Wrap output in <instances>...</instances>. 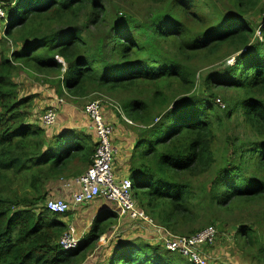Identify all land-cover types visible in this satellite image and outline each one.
Returning <instances> with one entry per match:
<instances>
[{
	"label": "trees",
	"instance_id": "trees-1",
	"mask_svg": "<svg viewBox=\"0 0 264 264\" xmlns=\"http://www.w3.org/2000/svg\"><path fill=\"white\" fill-rule=\"evenodd\" d=\"M120 1L144 13L115 0H0V264H82L118 218L105 210L78 247L60 245L72 209L47 207L52 186L85 173L98 142L92 129L53 132L45 110L36 119L22 73L63 101L119 98L133 124L113 108L118 124L136 138L129 177L154 223L176 236L231 227L238 264H264V0ZM110 255L195 264L142 237L116 240Z\"/></svg>",
	"mask_w": 264,
	"mask_h": 264
},
{
	"label": "built area",
	"instance_id": "built-area-1",
	"mask_svg": "<svg viewBox=\"0 0 264 264\" xmlns=\"http://www.w3.org/2000/svg\"><path fill=\"white\" fill-rule=\"evenodd\" d=\"M6 28L7 13L0 2V38L5 36ZM105 102L107 101L103 99L90 100L84 107V111L90 120V128L95 132L98 142L92 164L85 173L70 184L72 186V192L69 195L71 196L70 200L64 196L50 197L47 201V207L56 213H66L70 209L90 204L95 200L106 199L118 205L121 215L129 214L135 222L150 223L149 228L165 244L167 250L189 257L195 264H207L202 247L206 243L212 244L215 241L217 236L215 227H207L192 236L171 234L165 228L156 225L150 216L137 205L131 178L120 179L116 176L114 162L117 148L112 140L115 127L106 116ZM222 107H224L223 104ZM58 118L57 110L50 107L43 115V123L45 126L51 127L56 125ZM124 118L130 122L127 117L124 116ZM71 231L66 232L60 239V245L67 250L78 247L82 238Z\"/></svg>",
	"mask_w": 264,
	"mask_h": 264
},
{
	"label": "rangeland",
	"instance_id": "rangeland-1",
	"mask_svg": "<svg viewBox=\"0 0 264 264\" xmlns=\"http://www.w3.org/2000/svg\"><path fill=\"white\" fill-rule=\"evenodd\" d=\"M116 1V6L122 7L125 11H129L133 13L134 15L141 16L142 13H144L143 7L139 6H134L128 3H124L120 0H115ZM122 9V10H123ZM123 10V11H124ZM13 46V44L11 43ZM9 48V45H7L6 49ZM233 61V60H232ZM207 70V69H205ZM202 74V73H201ZM22 75V76H21ZM19 76V82L20 85H22V92L27 93V92H35L37 93V97H35V116L36 119H38L39 115H43V111L47 110L50 107H53L57 110L58 115L60 113L62 115H65L64 120H69L73 119L74 117L77 118V120L82 121V119H86L87 115L84 111V107L87 102L90 100H95V99H103L107 102H105L106 106H110L112 109L120 105V100L117 97H112V96H107L106 94H100L101 96L97 95H92L90 98L91 99H84L81 100L78 103H74L73 100L70 101L68 99H60L57 94H55L54 90H52L49 86L35 80L33 77H30L26 75L25 73H22ZM95 98V99H93ZM69 101V102H68ZM110 103V104H109ZM224 104V103H222ZM117 105V106H116ZM73 110V112L71 111ZM70 115H72L70 117ZM130 120V119H129ZM39 122V120H38ZM132 121L130 120V122ZM133 124V123H132ZM53 127V128H52ZM51 130L55 132L56 126H52ZM79 130V129H78ZM83 131L82 129H80ZM87 133V131H86ZM96 138V137H95ZM97 140V139H96ZM113 142H115V135L112 136ZM134 197L136 199L137 205L142 209L141 203L143 202L144 204H148L149 197L145 193L144 189L140 186L137 189H134ZM98 202L101 206H107L109 209H102L101 212L105 210H110V211H115L118 214V218L120 219L121 222L124 221H135L134 219L131 218L129 214L121 215L119 212V207L116 203H112L106 199H100V200H95L94 202L90 204H85L83 205V208L81 209H72L71 210V227H72V233H74L76 236L83 237L85 233L91 228L94 219L93 216L90 215L89 209L93 207V205ZM82 207V206H81ZM144 210V209H142ZM145 211V210H144ZM111 215V214H110ZM112 216V215H111ZM110 219L111 217H107ZM119 222V220H117ZM146 225V224H145ZM131 228V227H129ZM230 229L226 231L225 233L218 234L216 236L215 241L212 244L206 243V245H203L202 248H204V254H205V259L210 262V264H228L226 261H224L223 258H227L230 261H232L233 264H238L239 262L243 263L245 260H243L244 256L236 247H235V242H234V232L236 229H233L229 227ZM111 233L107 232L102 235L100 240L98 241L96 249L89 255L88 259L86 262L82 264H107L110 254L112 252V249L114 247L115 241L120 239V238H125V233L123 234L124 236L120 235L123 231L118 230L117 227L112 226L111 227ZM84 233V234H83ZM128 235V234H127ZM134 236V234L132 233ZM106 236V237H104ZM104 237V238H103ZM103 238V239H102ZM159 244L165 249V244L160 241ZM201 248V247H200ZM108 259V260H107ZM246 262L245 264H247ZM251 264V263H249Z\"/></svg>",
	"mask_w": 264,
	"mask_h": 264
},
{
	"label": "crops",
	"instance_id": "crops-1",
	"mask_svg": "<svg viewBox=\"0 0 264 264\" xmlns=\"http://www.w3.org/2000/svg\"><path fill=\"white\" fill-rule=\"evenodd\" d=\"M71 111L73 112L72 109ZM105 113H106L107 118L114 124V127H115L114 144L117 148V154H116L115 162H114V172L116 176L120 179L129 178L130 176V164H129L130 161L129 160H130L131 152L133 151V148H134L133 146H134L135 139H136L135 134L131 132L129 127L125 125L124 123L118 124V121L120 119L116 113V110L112 109L110 106L105 105ZM71 116L72 115H70V117ZM64 119H65V115H62L60 113L58 121L55 125L56 126L55 132H58L60 130H65L66 128L67 129L68 128H72V129L80 128L83 131L84 130L87 131L88 129L91 130L90 120L88 117H86V119L85 118L82 119V121L77 120V118L75 117L72 120L71 119L64 120ZM88 132L89 131H87V133ZM94 140H96L95 137H94ZM72 183H74L73 179L61 181V183H59L58 186H55L54 184L52 186L51 193L58 197L64 196L67 198L72 192V186H70V184ZM102 209H109V207L101 206L98 202H96L93 205V207L89 209L90 215L93 216L92 219H94L98 214H100L99 212H101ZM117 220H119V222L117 221V224L115 225V227L118 228L119 232L123 231L122 233H120V235H123L124 233L126 234L125 238L142 237V239L149 241V243L153 245L160 242L156 234L153 231H151V229L147 227L144 223L135 222V221H133V223H131V221H124L120 223L121 220L120 219H117ZM132 233L134 234V236L132 235Z\"/></svg>",
	"mask_w": 264,
	"mask_h": 264
},
{
	"label": "clouds",
	"instance_id": "clouds-1",
	"mask_svg": "<svg viewBox=\"0 0 264 264\" xmlns=\"http://www.w3.org/2000/svg\"><path fill=\"white\" fill-rule=\"evenodd\" d=\"M7 18H8V17H7ZM7 24H8V22H7ZM233 61H234V60H233ZM233 61H232V62H233ZM107 103H108V102H107ZM104 104H105V103H104ZM109 104H110V103H109ZM104 106H105V105H104ZM116 106H117V105H116ZM117 107H118V106H117ZM117 107H116L117 111H120V112L122 113L123 117H124L125 115L123 114V112H122L119 108H117ZM125 117H126V116H125ZM133 189H134V188H133ZM102 213H103V212H102ZM100 214H101V213H100ZM98 215H99V214H98Z\"/></svg>",
	"mask_w": 264,
	"mask_h": 264
}]
</instances>
